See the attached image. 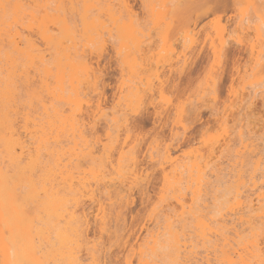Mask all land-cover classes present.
Listing matches in <instances>:
<instances>
[{
	"label": "bare ground",
	"instance_id": "6f19581e",
	"mask_svg": "<svg viewBox=\"0 0 264 264\" xmlns=\"http://www.w3.org/2000/svg\"><path fill=\"white\" fill-rule=\"evenodd\" d=\"M170 1H148L146 17L150 27L144 32L134 18L129 0H0V5L18 6L11 10L10 16L0 6V25L8 28L6 49H0V143L7 161L16 168L9 175L0 160V264L99 263L93 252H86L85 258L81 255L88 244L87 209L95 206L92 218L101 229L104 215L97 188L109 190L116 183L123 187L121 160L126 143L117 150L119 130L126 125L127 113L139 110L145 99L151 101L156 113H161L162 105L153 103L155 97L164 101L161 67L167 64L168 72L180 74L193 55L195 34L189 26L176 38L171 37V22L166 21ZM69 15H76L74 22L68 20ZM245 20L241 18L239 24ZM219 24L214 26L215 38L209 43L214 57L226 40L225 30ZM250 29L256 37L260 36L258 25L252 27L247 23L239 30ZM112 32L117 35V53L127 71L126 79L118 87L115 104L118 108L115 113L121 112L123 118L112 132L115 135L110 129L106 140L101 141L93 132L105 116L102 98L90 96L98 82L93 60L99 59L105 48L104 36ZM151 38L152 48L143 51L145 40L150 42ZM260 56L258 52L257 65ZM17 82L38 83L45 98L39 113L22 116L21 132L13 128L15 120L11 117L15 113L13 89ZM175 111L180 115L182 108ZM115 153L118 160L113 165ZM253 157L244 170L242 163L231 166L227 182L231 197L223 204L218 221L198 217L195 229L210 231L213 224L232 229L254 220L264 225V161L257 155ZM82 159L98 160L100 164L81 169L78 161ZM160 159L163 181L160 199L169 195L179 204L177 217L182 218L191 210V205L184 203L183 190L190 193L193 203V197L206 187L209 161L202 163L179 155L170 145L162 149ZM137 178L135 175L131 183ZM29 204L34 205V213L28 211ZM85 204L87 208H83ZM54 223L61 224L55 232ZM166 227L170 228L171 222ZM158 234L151 237L152 242ZM189 254L193 264H215L208 256L199 259L191 251ZM221 261L232 264L225 251ZM125 264L132 261L126 260ZM138 264L150 263L141 257Z\"/></svg>",
	"mask_w": 264,
	"mask_h": 264
},
{
	"label": "rangeland",
	"instance_id": "374dc122",
	"mask_svg": "<svg viewBox=\"0 0 264 264\" xmlns=\"http://www.w3.org/2000/svg\"><path fill=\"white\" fill-rule=\"evenodd\" d=\"M129 1L136 22L147 32L150 25L146 4L149 0ZM168 7L171 11L166 21L171 22V37L176 38L186 26L193 30V55L180 74L168 72L167 64L161 67L165 79L164 101L159 97L153 101L162 105L161 113L154 111L149 99H145L135 113H127L128 120L119 130L117 147L118 150L123 142L126 143L121 160V172L125 178L123 187L116 183L109 190L102 186L97 188L104 224L99 229V224L92 218L96 208L89 207L88 244L81 255L85 258L86 252H93L98 264H125L126 260L138 264L141 257L150 264H193V260H189L191 251L199 259L208 256L211 263L226 264L221 261L222 251H225L232 264H260L264 259V225L260 221L254 220L232 229L213 224L212 229L205 232L194 226L198 217L218 221L223 204L231 197L227 184L231 166L242 163L244 170L255 159L253 155L264 161V0H171ZM241 18L246 19L243 24H239ZM75 19L76 15L68 16L70 22ZM216 23L225 30L226 40L214 57L209 43L215 38ZM247 23L252 27L259 26V37L252 29L239 30ZM7 36V26L0 25V49H6ZM104 41L101 56L93 60L98 82L96 91L90 95H99L104 105L105 116L93 130L95 138L101 141L106 140L110 129L112 133L121 124L123 116L121 112L115 113L118 109L115 104L118 87L127 75L117 53V35L114 32L105 35ZM153 43V38L150 42L145 40L142 50L152 48ZM258 52L261 56L257 65ZM39 87L36 82L32 85L16 83L13 89L15 113L11 114L16 132L22 131L24 114L35 116L39 113L40 103L45 100ZM241 99H244L242 103ZM177 108H182L180 115L175 111ZM166 145L179 155L202 163L209 161L205 170L206 187L200 195L193 197V203L190 193L183 190L184 203L191 205V210L182 218L177 217L179 204L169 195L160 199L163 181L159 163ZM0 160L9 175L16 171L15 165L7 161L1 143ZM46 160L44 158L43 162ZM117 160L115 153L113 165ZM99 164L98 160L78 161L81 169ZM219 168L225 169L220 172ZM110 169L107 165L106 170L110 172ZM135 175L138 178L131 183ZM87 206L85 204L83 208ZM27 209L30 213L35 212L33 204ZM168 221L171 222L170 228L166 227ZM60 226L54 223L53 232ZM155 233L159 234L152 242Z\"/></svg>",
	"mask_w": 264,
	"mask_h": 264
},
{
	"label": "snow or ice",
	"instance_id": "6c2138e0",
	"mask_svg": "<svg viewBox=\"0 0 264 264\" xmlns=\"http://www.w3.org/2000/svg\"><path fill=\"white\" fill-rule=\"evenodd\" d=\"M0 6H2L5 9L6 15H9V16L11 15V10L15 7H18L16 5H11V4H3ZM16 264H23V262H16ZM260 264H264V259L261 260Z\"/></svg>",
	"mask_w": 264,
	"mask_h": 264
}]
</instances>
